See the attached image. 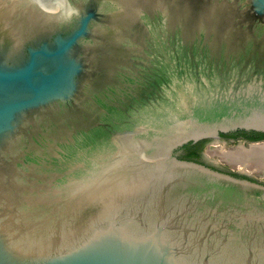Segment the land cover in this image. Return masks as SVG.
Masks as SVG:
<instances>
[{
    "label": "water",
    "instance_id": "obj_1",
    "mask_svg": "<svg viewBox=\"0 0 264 264\" xmlns=\"http://www.w3.org/2000/svg\"><path fill=\"white\" fill-rule=\"evenodd\" d=\"M219 137L264 139V0H0V264H264Z\"/></svg>",
    "mask_w": 264,
    "mask_h": 264
},
{
    "label": "bare ground",
    "instance_id": "obj_2",
    "mask_svg": "<svg viewBox=\"0 0 264 264\" xmlns=\"http://www.w3.org/2000/svg\"><path fill=\"white\" fill-rule=\"evenodd\" d=\"M223 149L213 146L209 148L208 152L236 169L245 168L252 172L264 170V146Z\"/></svg>",
    "mask_w": 264,
    "mask_h": 264
},
{
    "label": "rangeland",
    "instance_id": "obj_3",
    "mask_svg": "<svg viewBox=\"0 0 264 264\" xmlns=\"http://www.w3.org/2000/svg\"><path fill=\"white\" fill-rule=\"evenodd\" d=\"M236 144H226L225 146L222 147V144L219 142V143H216L214 144L213 142L209 143V146L204 148L203 150V153H204V156H203V159L204 161H206L207 163H210V164H214L216 165L217 167L221 168V169H224L226 171H229V172H235V173H246L249 177H251L252 179H255L259 182H262L264 181V170H263V173L260 174L256 171H249L247 169L243 170L242 168L240 169H236V168H233L231 167L228 163H226L225 161L221 160L220 158L216 157V156H213V155H210L209 154V147H220V148H224L223 150H226L227 148L229 149H233V147H235ZM228 150V149H227Z\"/></svg>",
    "mask_w": 264,
    "mask_h": 264
},
{
    "label": "flooded vegetation",
    "instance_id": "obj_4",
    "mask_svg": "<svg viewBox=\"0 0 264 264\" xmlns=\"http://www.w3.org/2000/svg\"><path fill=\"white\" fill-rule=\"evenodd\" d=\"M250 141L251 140H247V139H243V138H239V137H237V138L219 137V142L220 143L224 142L226 144H238V143L247 144V143H254V142H264V139L257 140V141H254V142H250ZM211 142H213V141L212 140H203L202 143L195 149V150H197V153L199 154V158H198L197 162H199V163H201L203 165H206V166H208V167H210L212 169L230 173V172H228V171H226L224 169H221V168L215 166L214 164H210V163H207L206 161H204V159H203V156H204L203 150H204V148L208 147L209 143H211ZM202 146H203V149L201 148ZM237 176H240L239 178L247 179V180H250V181H253V182H257V183H260V184L264 185V181L259 182V181L255 180V179L248 178L246 176H242V175H237Z\"/></svg>",
    "mask_w": 264,
    "mask_h": 264
},
{
    "label": "trees",
    "instance_id": "obj_5",
    "mask_svg": "<svg viewBox=\"0 0 264 264\" xmlns=\"http://www.w3.org/2000/svg\"><path fill=\"white\" fill-rule=\"evenodd\" d=\"M250 142H254V141H250ZM201 148L203 149V146ZM198 158H199V154L197 153V150H194L192 154V159L195 161H198ZM232 175L236 177H240V176H237L236 174H232Z\"/></svg>",
    "mask_w": 264,
    "mask_h": 264
}]
</instances>
